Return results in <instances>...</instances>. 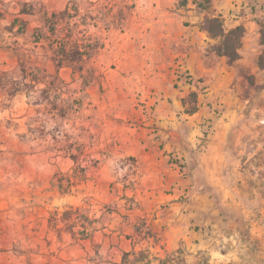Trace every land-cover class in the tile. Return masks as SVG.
<instances>
[{"label": "rangeland", "instance_id": "1", "mask_svg": "<svg viewBox=\"0 0 264 264\" xmlns=\"http://www.w3.org/2000/svg\"><path fill=\"white\" fill-rule=\"evenodd\" d=\"M210 1L0 0V264H264V0Z\"/></svg>", "mask_w": 264, "mask_h": 264}, {"label": "trees", "instance_id": "2", "mask_svg": "<svg viewBox=\"0 0 264 264\" xmlns=\"http://www.w3.org/2000/svg\"><path fill=\"white\" fill-rule=\"evenodd\" d=\"M190 0H185L183 6L188 5ZM192 3L196 5V8L201 12H206L211 7L210 0H192ZM53 17H57L53 14ZM261 28V45L263 46V53L259 56L257 64L258 67L264 69V23L259 22ZM204 31L212 38L218 39L219 43L214 47V51L220 57H226L230 63L237 61L240 58L239 50L242 47V39L245 34V28L238 26L236 28L226 30L223 21L219 17L206 20ZM65 53V52H64ZM79 55L82 57L88 56L89 53L81 52ZM74 57V56H73ZM193 110L190 113H194ZM58 187L62 189V184H58ZM69 212H66L64 220L71 219L67 216ZM146 224L143 223V227ZM145 229V230H144ZM137 231L142 235L143 239L153 240L154 243L159 241L158 235L153 233L147 228H142L141 225L137 227ZM120 264H187L184 252L179 249L173 253H167L164 258L155 255L149 248L137 249L133 246L132 250L126 251L122 254Z\"/></svg>", "mask_w": 264, "mask_h": 264}]
</instances>
